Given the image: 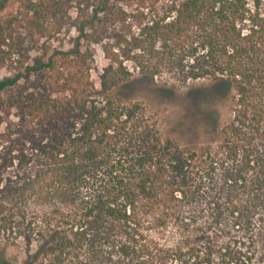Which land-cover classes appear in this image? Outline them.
<instances>
[{"label": "trees", "instance_id": "1", "mask_svg": "<svg viewBox=\"0 0 264 264\" xmlns=\"http://www.w3.org/2000/svg\"><path fill=\"white\" fill-rule=\"evenodd\" d=\"M1 72L0 245L21 264H264V0H0ZM190 83L231 103L197 150L114 92Z\"/></svg>", "mask_w": 264, "mask_h": 264}, {"label": "rangeland", "instance_id": "2", "mask_svg": "<svg viewBox=\"0 0 264 264\" xmlns=\"http://www.w3.org/2000/svg\"><path fill=\"white\" fill-rule=\"evenodd\" d=\"M11 5L12 3L9 2L8 6L11 7ZM7 11H9V8L4 13ZM95 62L98 69L107 64L100 51L96 53ZM3 74L1 72L0 77ZM92 80L99 88L98 77L95 73L92 74ZM165 80L169 84L175 83L168 78H165ZM175 84L177 85V83ZM178 88L173 94L162 92L159 88H147L144 85H137L132 90L120 88L114 90V92L120 95L125 102H139L142 104L147 113L157 123L161 134L172 139L178 145L196 150L207 145H215L218 139V129L231 118L230 101L210 96L200 83H190L186 84L185 87ZM213 110L216 111L218 116L214 125L208 119V115ZM205 200V198L200 199L198 196H194L193 199L186 200L185 204L181 203V210L188 217L195 214V219L198 220L199 224L204 225V223L209 222L210 214ZM231 228L228 219H222L220 224L214 226V232L215 234L218 233L217 240L220 244L224 243L229 237ZM177 239V230L169 226L165 243L171 244ZM257 245L258 250L264 252V231L258 234ZM0 255L9 264H21L25 258L22 251L10 245H0Z\"/></svg>", "mask_w": 264, "mask_h": 264}]
</instances>
